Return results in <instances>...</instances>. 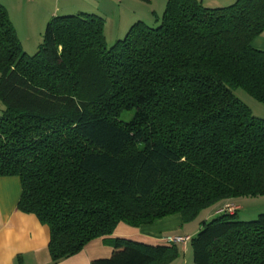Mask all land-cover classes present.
Instances as JSON below:
<instances>
[{
  "label": "trees",
  "instance_id": "16d2710c",
  "mask_svg": "<svg viewBox=\"0 0 264 264\" xmlns=\"http://www.w3.org/2000/svg\"><path fill=\"white\" fill-rule=\"evenodd\" d=\"M263 33L264 0H168L157 26L137 22L110 48L103 18L55 17L29 56L0 4V176L20 179L18 210L49 228L54 264L121 225L189 224L264 197V119L235 95L264 105ZM237 214L202 223L195 264H264V214ZM108 243L111 258L92 264L180 257L172 243Z\"/></svg>",
  "mask_w": 264,
  "mask_h": 264
},
{
  "label": "crops",
  "instance_id": "0c3cea01",
  "mask_svg": "<svg viewBox=\"0 0 264 264\" xmlns=\"http://www.w3.org/2000/svg\"><path fill=\"white\" fill-rule=\"evenodd\" d=\"M76 6L70 0H0L8 12L25 52L36 54L43 42L47 24L55 17L91 14L105 20V36L113 43L125 37L137 22L157 25L168 0H87ZM207 8H224L237 0H199ZM253 47L264 51V33L255 39ZM22 196L17 177L0 176V264H54L49 252L50 231L36 216L21 213L18 203ZM242 200L229 201L223 206L203 212V222L188 229L180 215L157 220L151 225L132 228L121 225L111 237L89 243L83 251L57 264H92L111 258L113 248L108 241L125 238L144 244L169 245L178 237L195 238L202 223L220 215L224 207L241 210ZM199 216V217H200ZM173 244V243H172ZM180 257L172 264H195L191 243L176 244ZM192 251V252H191ZM191 252V253H190ZM190 255L192 256L190 262Z\"/></svg>",
  "mask_w": 264,
  "mask_h": 264
},
{
  "label": "rangeland",
  "instance_id": "374dc122",
  "mask_svg": "<svg viewBox=\"0 0 264 264\" xmlns=\"http://www.w3.org/2000/svg\"><path fill=\"white\" fill-rule=\"evenodd\" d=\"M87 3V0H70L71 5H77L79 3ZM70 16V15H68ZM153 26H157L156 24ZM108 37V46L109 48L113 46L115 43H113V39H109ZM34 54H29V56H33ZM235 95L237 98H239L243 103H245L250 110L253 112V114L258 117L264 119V105L258 103L254 98H252L247 92H245L242 89H238L235 91ZM5 111L4 105L0 101V118L3 116V113ZM134 113H123L122 116L120 117V120L123 122H128ZM242 205H241V210L238 212L237 220L242 221V222H251L255 221L258 219V217L261 214H264V197H259V198H242ZM233 208V207H232ZM235 210L236 207H234ZM216 217L210 219L213 220ZM203 216H200L196 221L186 224L188 229L191 227H198L200 226L201 222H203ZM192 252V251H191ZM190 252V253H191ZM190 262L192 259V256L190 255ZM191 264V263H190Z\"/></svg>",
  "mask_w": 264,
  "mask_h": 264
},
{
  "label": "built area",
  "instance_id": "2783aa9c",
  "mask_svg": "<svg viewBox=\"0 0 264 264\" xmlns=\"http://www.w3.org/2000/svg\"><path fill=\"white\" fill-rule=\"evenodd\" d=\"M235 211V208H232V207H225L223 210L220 211V213H224V212H228V213H234ZM191 241V238L190 237H178V238H175V239H172L170 242L173 243V244H184V243H189Z\"/></svg>",
  "mask_w": 264,
  "mask_h": 264
}]
</instances>
